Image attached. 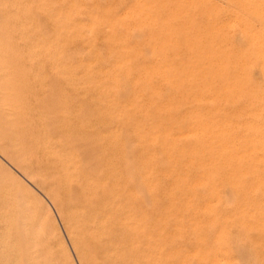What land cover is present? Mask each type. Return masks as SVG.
I'll return each instance as SVG.
<instances>
[{"label":"rangeland","instance_id":"obj_1","mask_svg":"<svg viewBox=\"0 0 264 264\" xmlns=\"http://www.w3.org/2000/svg\"><path fill=\"white\" fill-rule=\"evenodd\" d=\"M181 1L1 0L0 107L56 169L99 171L79 182L112 207L128 195L162 264H264V0ZM3 157L7 206L36 194L81 264L55 202Z\"/></svg>","mask_w":264,"mask_h":264},{"label":"bare ground","instance_id":"obj_2","mask_svg":"<svg viewBox=\"0 0 264 264\" xmlns=\"http://www.w3.org/2000/svg\"><path fill=\"white\" fill-rule=\"evenodd\" d=\"M1 1V0H0ZM56 1V0H55ZM123 1V0H122ZM181 1V0H180ZM184 1V0H183ZM192 1V0H190ZM201 1V0H200ZM206 1V0H205ZM227 1V0H226ZM248 1V0H247ZM256 1V0H255ZM15 2V1H14ZM58 2V1H57ZM63 2V1H61ZM182 2V1H181ZM203 2V1H202ZM201 2V3H202ZM260 2V1H259ZM49 3V2H48ZM142 4L144 2H141ZM148 3V2H147ZM157 3V2H156ZM165 3V2H163ZM192 3V2H191ZM205 3V2H204ZM220 3V2H219ZM251 3V2H250ZM39 4V3H38ZM37 4V6H38ZM42 4V3H41ZM52 4V2H51ZM193 4V3H192ZM262 4V3H260ZM144 5V4H143ZM146 5V4H145ZM162 5V3H161ZM176 5V4H174ZM183 5V4H182ZM142 6V5H141ZM155 6V5H154ZM159 6V5H158ZM198 6V5H197ZM244 6V5H243ZM53 7V6H52ZM156 7V6H155ZM168 7V5L166 6ZM190 7V6H189ZM229 7V5H228ZM254 7V6H253ZM257 7V6H256ZM141 8V7H140ZM164 8V7H163ZM213 8V7H212ZM249 8V6H248ZM155 9V8H154ZM217 9V8H216ZM244 9V8H243ZM187 10V9H186ZM213 11V10H212ZM251 11V10H250ZM255 11V10H254ZM174 12V11H173ZM249 12V11H248ZM169 13V12H168ZM186 13V12H185ZM188 13V12H187ZM205 13V12H204ZM175 14V13H174ZM263 14V12H261ZM154 15V14H153ZM210 14H207L209 16ZM169 16V15H168ZM121 17V16H120ZM162 17V16H161ZM2 18V16H1ZM5 18V17H4ZM96 19V16L94 17ZM91 18V19H94ZM133 18V17H131ZM167 18V17H166ZM170 17H168L169 19ZM211 18V17H210ZM101 20V18H99ZM162 19V18H161ZM209 19V17H208ZM231 19V18H230ZM70 20V19H69ZM98 20V19H97ZM228 20V19H227ZM232 20V19H231ZM236 20V18H235ZM156 21V20H155ZM154 21V22H155ZM209 21V20H208ZM237 21V20H236ZM235 21V24H236ZM42 22V20H41ZM101 22V21H100ZM135 22V21H134ZM167 22V21H166ZM214 22V21H213ZM216 23V22H215ZM232 23V22H231ZM2 24V23H1ZM110 25V24H109ZM225 25V23H224ZM42 26V25H41ZM48 26H50L48 24ZM169 26V25H168ZM176 26V25H175ZM1 27V26H0ZM225 27V26H222ZM3 28V27H2ZM88 28V27H87ZM92 28V27H91ZM171 28V27H170ZM177 28V27H176ZM220 28V27H219ZM218 29V28H217ZM237 29V28H236ZM214 30V29H213ZM198 31V29H197ZM216 31V30H215ZM221 31V30H220ZM231 31H233L231 29ZM188 32V30H187ZM217 34V31L215 32ZM223 33V32H222ZM224 34V33H223ZM249 34V33H248ZM7 35V33H6ZM200 35V34H199ZM206 35V34H205ZM254 35V34H253ZM83 36V35H82ZM252 36V35H250ZM171 37V36H170ZM169 37V38H170ZM216 37V35H215ZM262 37V36H261ZM190 38V37H189ZM258 38V37H257ZM177 39V38H175ZM196 39V38H195ZM251 39V38H250ZM256 39V38H255ZM5 40V39H4ZM100 40V39H99ZM190 40V39H189ZM216 40V39H215ZM214 40V41H215ZM199 41V40H198ZM174 42V41H173ZM260 43V42H259ZM262 43V42H261ZM163 45V44H162ZM181 47V46H180ZM202 47V46H201ZM193 48V45L192 47ZM160 49V48H159ZM13 50V49H12ZM215 50V49H214ZM217 50V49H216ZM220 51V50H219ZM230 53V52H229ZM1 55V54H0ZM209 55V54H208ZM208 55H206L208 57ZM229 55V54H228ZM227 55V56H228ZM242 55V54H241ZM3 56V55H2ZM1 56V57H2ZM117 56V55H116ZM213 56V55H211ZM209 57V60L211 58ZM225 56V55H224ZM128 57V56H127ZM214 57V56H213ZM212 57V59H213ZM116 58V57H115ZM196 59V58H195ZM229 59V58H228ZM226 60V59H225ZM230 61V60H229ZM96 63V62H95ZM218 63V62H217ZM1 64V63H0ZM123 64V63H122ZM196 64V63H195ZM221 64V63H220ZM238 64V63H237ZM244 64V63H243ZM2 65V64H1ZM10 65V64H9ZM121 65V64H120ZM194 66V64H193ZM207 67V65H205ZM235 66V65H234ZM241 66V65H240ZM239 66V67H240ZM244 65H242L243 67ZM246 66V65H245ZM158 67V66H157ZM215 65L212 66V68ZM240 67V68H242ZM1 68V67H0ZM130 68V67H129ZM3 69V68H2ZM17 69V68H15ZM62 69V68H61ZM219 69V68H218ZM222 69V68H221ZM128 70V68H126ZM191 70V69H190ZM219 71V70H218ZM223 71V70H222ZM72 72V71H71ZM107 72V71H106ZM13 73V72H12ZM192 73V72H191ZM242 73V71H240ZM73 74V73H72ZM194 74V73H193ZM239 74V73H238ZM244 74V73H243ZM217 75V74H216ZM4 76V75H3ZM130 76V75H129ZM239 76V75H238ZM146 77V76H145ZM70 78V77H69ZM202 78V77H201ZM205 78V77H204ZM75 79V78H74ZM88 79V78H87ZM95 79V78H93ZM118 79V78H116ZM115 79V80H116ZM1 80V79H0ZM113 80V79H112ZM234 80V79H233ZM68 81V80H66ZM135 81V80H134ZM1 82V81H0ZM6 82V81H5ZM11 83V82H10ZM87 83V82H86ZM108 83V82H107ZM207 83V82H206ZM229 83V82H228ZM3 84V83H2ZM103 84V83H102ZM100 84V86L102 85ZM1 85V84H0ZM105 85V83H104ZM211 85V84H210ZM231 85V84H230ZM10 86V84L8 85ZM7 86V87H8ZM14 86V84H13ZM99 86V87H100ZM3 87V86H2ZM6 87V88H7ZM103 87V85H102ZM108 87V85L106 86ZM105 87V88H106ZM210 87V86H209ZM1 88V87H0ZM104 88V89H105ZM110 88V87H108ZM107 88V89H108ZM124 88V86H123ZM230 88V87H229ZM126 88H124L125 90ZM187 89V88H186ZM233 89V88H232ZM9 90V89H8ZM16 90V89H15ZM19 90V89H18ZM123 90V89H122ZM209 90V89H208ZM3 91V90H2ZM13 91V90H12ZM109 91V90H108ZM126 91V90H125ZM135 91V90H134ZM219 91V90H218ZM14 92V91H13ZM211 92V91H210ZM221 92V91H220ZM9 93V92H8ZM11 93V92H10ZM19 93V92H18ZM17 93V94H18ZM104 93V91H103ZM124 93V92H123ZM126 93H129V91ZM3 94V92H2ZM1 94V95H2ZM109 94V92H108ZM6 96V94H3ZM107 95V93H106ZM128 95V94H127ZM142 95V94H141ZM212 95V94H211ZM4 96V97H5ZM110 97V95H108ZM126 96V95H124ZM220 96V95H219ZM8 96H6L7 98ZM11 97V96H10ZM108 97V98H109ZM113 97V96H112ZM122 97V95H121ZM130 97V96H129ZM216 97V96H214ZM227 97V96H226ZM236 97V96H235ZM15 98V97H14ZM21 98V97H20ZM131 98V97H130ZM219 98V97H218ZM199 99V98H198ZM226 99V98H225ZM228 99V97H227ZM233 99V98H232ZM16 100V99H15ZM216 100V98H215ZM218 100V99H217ZM213 102V101H212ZM217 102V101H216ZM1 103V101H0ZM58 104V103H57ZM125 104V103H124ZM152 105V104H150ZM7 106V104L5 105ZM9 107V106H8ZM224 107V106H223ZM16 108V107H15ZM18 108V105H17ZM106 108V107H105ZM126 108V107H125ZM133 108V107H132ZM64 109V108H63ZM147 109V107H146ZM134 110V109H133ZM168 110V109H167ZM8 111V110H7ZM24 111V110H22ZM4 112V111H3ZM0 107V155L7 158L21 174L52 198L65 225L69 242L81 264H162V250L150 246L146 237L129 225L131 204L128 195L123 202L109 189L97 183L80 184V179L97 177L96 169L83 175L67 176L46 158L40 140L17 121L6 120ZM15 112V111H14ZM16 113V112H15ZM11 114V113H10ZM20 114V113H19ZM67 114V113H66ZM65 114V115H66ZM120 114V113H119ZM56 116V115H55ZM123 116V115H122ZM66 117H68L66 115ZM17 119V117H16ZM200 119V118H199ZM124 121V120H123ZM128 122V121H127ZM228 122V121H226ZM93 123V122H92ZM118 123V122H117ZM219 123V122H217ZM216 123V124H217ZM232 123V122H231ZM226 124V123H225ZM230 124V123H228ZM227 124V125H228ZM236 125V123H234ZM245 124V123H244ZM247 124V122H246ZM251 124V123H250ZM212 125V124H211ZM253 125V124H252ZM249 126V127H252ZM192 126V125H191ZM208 126V125H207ZM214 126V125H213ZM234 126V125H233ZM210 127V126H208ZM215 127V126H214ZM260 127V126H259ZM263 127V126H262ZM194 128V127H193ZM200 128V127H199ZM247 128V127H246ZM245 128V129H246ZM209 129V128H208ZM214 129V128H213ZM222 129V128H221ZM235 129V127L233 128ZM232 129V131H233ZM240 129V128H239ZM249 129V128H248ZM247 129V130H248ZM201 130V129H200ZM236 130V129H235ZM245 130V131H247ZM251 130V129H249ZM260 130V129H258ZM204 131V130H202ZM224 131V130H222ZM229 131V129H228ZM226 131V134L229 132ZM254 131V130H253ZM257 130H255L256 132ZM228 132V133H227ZM197 133V132H196ZM218 132L217 134H219ZM232 133V132H231ZM244 133V132H243ZM241 133V135L243 134ZM247 133V132H246ZM249 133V132H248ZM187 133L185 136H187ZM195 134V133H190ZM189 134V136H190ZM252 134V133H251ZM158 135V134H157ZM170 135V134H169ZM198 135V134H196ZM202 135V134H200ZM225 133L223 134V136ZM129 136V135H128ZM243 136V135H242ZM242 136L240 138H242ZM245 136V135H244ZM256 136V135H255ZM261 136V135H260ZM259 136V137H260ZM155 137V136H154ZM211 137V134L207 136ZM228 137V136H227ZM237 137V136H236ZM213 138V137H212ZM224 138V137H223ZM232 138V137H229ZM235 138V135H234ZM238 137V139H240ZM263 137L261 136V139ZM125 139V137H124ZM156 139V138H155ZM197 139V138H196ZM237 139V140H238ZM260 138L256 139L260 143ZM143 140V139H142ZM222 140V137H221ZM227 140V139H226ZM217 141V140H216ZM241 141V139H240ZM244 141V140H243ZM256 141V142H257ZM210 142V141H209ZM224 142V141H223ZM231 142V141H230ZM233 142V141H232ZM238 142V141H237ZM254 143V145L256 144ZM221 143V142H220ZM218 143V144H220ZM206 144V143H205ZM235 144V143H233ZM238 144V143H236ZM211 145V144H210ZM232 145V144H231ZM242 145V144H241ZM246 146V145H245ZM225 147V146H224ZM238 147V146H237ZM244 147V146H243ZM255 147V146H254ZM240 148V147H239ZM213 149V148H212ZM232 149V148H231ZM263 149V148H262ZM85 150V149H84ZM237 150V148H236ZM242 150V148H241ZM253 151V149H251ZM264 150V149H263ZM262 150V151H263ZM86 151V150H85ZM226 151V149H225ZM230 150H228L229 152ZM243 151V150H242ZM244 151H246L244 149ZM252 151L249 153H252ZM257 151V150H255ZM258 151L260 149L258 148ZM258 151L256 153H258ZM261 151V152H262ZM248 154V152H247ZM259 154H261L259 152ZM70 155V154H69ZM236 155V154H235ZM239 155V154H238ZM246 155V152H243ZM88 156V155H87ZM237 156V155H236ZM241 156V154L239 155ZM250 156V155H249ZM253 156V155H252ZM264 156V155H263ZM3 157V158H4ZM65 157V156H63ZM81 157V156H80ZM262 157V156H261ZM86 158V157H85ZM90 158V157H89ZM230 158V157H229ZM234 158V157H233ZM240 158V157H238ZM244 158V157H243ZM250 158V157H248ZM241 159V158H240ZM257 159V158H256ZM74 160V159H73ZM239 160V159H238ZM247 160V159H246ZM261 160V159H260ZM259 160V161H260ZM264 160V159H263ZM8 161V162H9ZM216 161V160H215ZM243 161V160H242ZM250 161V160H249ZM64 162V161H62ZM219 162V161H218ZM239 162V161H238ZM237 162V163H238ZM262 162V161H261ZM59 163V162H58ZM211 163V162H210ZM258 163V162H257ZM2 164V163H1ZM71 164V163H70ZM73 164V163H72ZM75 164V163H74ZM87 164V163H86ZM85 164V165H86ZM259 164V163H258ZM263 164V163H262ZM65 165V164H64ZM1 166V165H0ZM3 166V165H2ZM77 166V165H76ZM264 166V165H263ZM242 168V167H241ZM254 168V167H253ZM82 169V168H81ZM87 169V167H86ZM89 169V168H88ZM92 169V168H91ZM258 169V168H257ZM262 170V168H259ZM264 169V168H263ZM72 170V169H71ZM6 171V170H5ZM153 172V171H152ZM242 172V171H241ZM250 172V171H249ZM215 173V172H214ZM76 174V173H75ZM249 174V173H248ZM213 175V174H212ZM169 176V175H168ZM131 177V176H130ZM239 177V176H238ZM153 179V178H152ZM151 179V180H152ZM8 180V178H7ZM10 181V180H9ZM8 181V182H9ZM16 181V180H15ZM18 181V180H17ZM240 181V180H239ZM6 182V181H5ZM3 174L0 168V264H74L70 249L60 231L44 215L45 203L34 193L26 200L27 211L13 199L7 206ZM85 182V181H84ZM203 182V181H202ZM7 183V182H6ZM11 183V182H10ZM13 183V181H12ZM17 183V182H14ZM136 183V182H135ZM207 183V182H206ZM9 184V183H7ZM33 184V185H34ZM151 184V183H150ZM156 184V183H155ZM261 184V183H260ZM256 185V184H255ZM259 185V184H258ZM25 187V186H24ZM128 188V187H127ZM22 187H20L21 191ZM26 189V188H25ZM195 189V188H194ZM19 190V189H18ZM27 190V189H26ZM25 190V191H26ZM38 190V189H37ZM112 190V189H111ZM19 191V192H20ZM18 192V193H19ZM28 192V191H27ZM31 192V191H30ZM128 189L126 190V193ZM254 192V191H253ZM18 193L17 196H18ZM22 193V191L20 192ZM19 193V194H20ZM112 194V191H111ZM142 194V193H141ZM140 194V195H141ZM24 193L22 194V196ZM132 195V193H131ZM144 195V194H143ZM142 195V197H143ZM17 197L18 199L20 198ZM47 196V197H48ZM46 197V198H47ZM49 197V198H50ZM134 197V196H133ZM22 198V197H21ZM135 198V197H134ZM220 198V197H219ZM136 199V198H135ZM173 199V198H172ZM15 200V201H14ZM149 200V198H148ZM220 200V199H219ZM264 200V199H263ZM147 202V201H146ZM145 202V203H146ZM151 202V200H149ZM242 202V201H241ZM264 202V201H263ZM25 203V200H24ZM210 203V202H209ZM253 203V202H252ZM22 204V203H21ZM52 204V203H51ZM204 204V203H203ZM216 204V203H215ZM25 205V204H23ZM150 205V204H149ZM190 205V204H189ZM233 205V204H232ZM19 206V207H18ZM47 206V205H46ZM111 206V209H110ZM152 206V205H150ZM210 206V205H209ZM249 206V205H248ZM56 208V207H55ZM151 208V207H150ZM246 208V207H245ZM208 209V208H207ZM206 209V210H207ZM242 210V209H241ZM250 210V209H248ZM247 210V211H248ZM143 211V210H142ZM141 211V212H142ZM154 212V210H152ZM250 212V211H248ZM144 213V212H143ZM243 213V212H242ZM252 212H250L251 214ZM57 214V213H56ZM195 214V213H194ZM253 215V214H251ZM255 216V215H254ZM228 217V216H227ZM238 217V216H237ZM241 217V216H240ZM135 218V217H134ZM249 218V217H248ZM136 219V218H135ZM137 220V219H136ZM189 221V220H188ZM245 221V220H244ZM194 222V221H193ZM249 222V221H248ZM262 223V222H261ZM63 224V222H62ZM264 224V223H263ZM142 225V224H141ZM191 225V224H189ZM136 226V225H135ZM187 227V225H185ZM198 226V225H197ZM64 227V226H63ZM195 227V226H194ZM197 228V227H196ZM141 230V229H140ZM196 230V229H195ZM199 230V229H198ZM242 230V229H241ZM141 234V235H140ZM66 236V238H67ZM142 236V237H140ZM219 236V235H218ZM196 237V236H195ZM221 237V236H220ZM246 237V236H243ZM251 238V237H250ZM244 239V238H243ZM184 241V240H183ZM179 242H177L178 244ZM257 245V244H256ZM242 249V248H241ZM252 251V250H251ZM196 252V251H195ZM209 253V252H208ZM220 255V254H218ZM222 255H220L221 257ZM224 259V257H223ZM78 261V260H77ZM188 261V260H187ZM225 262V259L224 261ZM227 262V260H226ZM230 262V261H228ZM237 262V261H236ZM80 264V263H79ZM239 264V263H237Z\"/></svg>","mask_w":264,"mask_h":264}]
</instances>
